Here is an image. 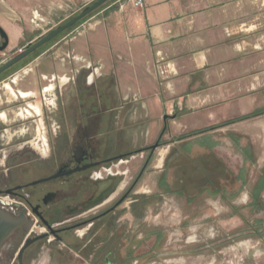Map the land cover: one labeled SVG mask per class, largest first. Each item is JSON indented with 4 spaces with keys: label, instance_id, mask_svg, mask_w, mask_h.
I'll return each mask as SVG.
<instances>
[{
    "label": "crops",
    "instance_id": "0c3cea01",
    "mask_svg": "<svg viewBox=\"0 0 264 264\" xmlns=\"http://www.w3.org/2000/svg\"><path fill=\"white\" fill-rule=\"evenodd\" d=\"M85 1L0 0L6 51L25 49L42 36L31 35L27 43H19L26 31L11 8L22 15L37 2L49 13L76 2L82 3L80 8L92 0ZM3 54L0 64L8 60ZM32 54L0 76V124L5 126L16 103L15 115L41 117L45 100L52 116L65 125L54 120L49 132L39 126L29 141L41 148L47 143L72 146L82 136L102 140L103 146L113 139L116 149L127 151L152 144L164 128V137L190 134L264 109V0H144L142 8H134L130 0H109ZM13 136L9 133L0 143V167ZM211 153L227 169L217 172L211 161L199 157ZM171 154L198 158L189 172L195 180L225 177V188L204 192L192 206L186 205V216L190 207L203 217L226 216L217 224L203 220L199 237L219 230L235 232L240 216L251 214L252 198L264 192V112L169 142L152 161L143 189H159ZM233 175L238 176L237 189ZM168 207L163 203L161 211ZM160 214L156 216L162 221ZM253 237L241 238L233 251L251 244L248 252L264 256V230ZM204 255L179 264H205ZM255 263L260 264L256 258Z\"/></svg>",
    "mask_w": 264,
    "mask_h": 264
},
{
    "label": "flooded vegetation",
    "instance_id": "af4514ba",
    "mask_svg": "<svg viewBox=\"0 0 264 264\" xmlns=\"http://www.w3.org/2000/svg\"><path fill=\"white\" fill-rule=\"evenodd\" d=\"M165 131L152 144L127 151L116 149L113 139L103 146L102 140L82 136L72 146L47 143L42 149L27 139L13 152L5 147L0 207L17 222L0 241V264H179L201 253L212 264H233V245L264 230V192L252 198L251 214L240 216L239 230L200 238L204 221L217 224L226 216L203 217L194 207L186 216V205L225 188V177L195 180L189 172L198 158L171 154L159 189H143L154 152L195 133L165 140ZM199 157L215 171L227 169L212 153ZM133 163H138L134 170ZM232 181L237 189L238 176ZM255 258L264 263V256L248 252L243 264H257Z\"/></svg>",
    "mask_w": 264,
    "mask_h": 264
},
{
    "label": "rangeland",
    "instance_id": "374dc122",
    "mask_svg": "<svg viewBox=\"0 0 264 264\" xmlns=\"http://www.w3.org/2000/svg\"><path fill=\"white\" fill-rule=\"evenodd\" d=\"M88 1H91V0H86L85 3H87ZM81 4L82 3H80V2H76L70 8L64 6V7H62V9H58V8L50 9V12L48 13L47 12L48 7L43 8V6H42V9H41V6L39 4H37V2L36 3L34 2V4L27 7V9H26L27 12H23L22 15L16 9L11 8L16 13V16L19 18V20H17L18 23L26 31V34H24V36L19 41V43L20 42H22L23 44L27 43L30 39L28 37H30L31 35H35V36L36 35H43L48 30H50L51 28L57 26L58 24H61L65 19H67L71 15V14L69 15L70 12H72V11L79 12L82 8V7L79 8V6ZM88 4H89V2H88ZM35 11H38L39 15H35ZM94 11H92V12H94ZM21 13H22V11H21ZM62 18H64V19H62ZM60 19H62V20H60ZM77 25L64 30L63 32L58 34L55 38L62 36L66 32L75 28ZM53 40H54V38L51 39L49 42L40 46L38 49H36L33 52L34 54H32L31 56L35 55L36 53H38L41 50L48 47L51 44V42H53ZM11 43H13V42L10 41L9 45H11ZM19 49H21V48H18L17 50H13V51L12 50L6 51V49H5L4 51H2V52H4V54L2 55V59L4 60V59L11 58L14 54L19 52ZM46 99H47V101H49L50 97L47 96ZM42 103H43V113H42L41 117H31V116L30 117H24V115L22 117H19V115L18 116L15 115V112H17V105H19V103L12 104V106L10 108L11 110L7 114L8 115L7 116L8 121L5 123V126L1 125L2 127H5V129H7V132L5 133L2 131L4 134H3V137H0V143H2V142L4 143L6 141V137L9 136V133L14 134V136L10 139V141H8L9 144L5 146L7 148L8 152H13L12 148H13L14 144H16L20 141L27 140V139L32 140L35 136H37L36 129L39 126L41 128H43L42 129L43 131L49 132L54 120L57 122L56 124L59 123V125L61 127H63L65 125L64 122H62V118L59 117V119L56 120L57 119L56 116H55V118H54V116H52V114L50 113L52 110V108L50 107V104L45 103V100H43ZM21 105H23V103ZM74 121L76 123L77 120H74ZM169 138H171V137H169V136L164 137L165 140H167ZM162 147L163 146H161L159 149H157L154 152V155H153L154 159L158 158V153L160 152ZM137 165H138V163L137 164L133 163V165H132L133 169L132 170H134V168H136ZM223 233L225 234V233H230V232L223 231ZM210 236L211 235H209V233H208V237H206V238H209ZM242 239H245V238H242ZM242 239L238 240V241H242ZM250 246H251V244H246V245L243 244L240 247L235 246V249H234L235 257L232 258L233 259L232 263L233 264H243L244 263L243 261H245V252L248 253V251L250 250L249 249ZM204 257H206V256L204 255ZM203 261L205 264H207V262H208V264H212L211 259H209V258H206V260L203 259ZM155 264H163V263L160 260H157L155 262Z\"/></svg>",
    "mask_w": 264,
    "mask_h": 264
},
{
    "label": "water",
    "instance_id": "95a60500",
    "mask_svg": "<svg viewBox=\"0 0 264 264\" xmlns=\"http://www.w3.org/2000/svg\"><path fill=\"white\" fill-rule=\"evenodd\" d=\"M109 0H94L90 4H86L81 8V10L75 14L72 18L67 20L64 23L58 24L57 26L48 30L45 34L40 36L33 43L28 45L25 49L19 51L14 54L11 58L0 64V76L1 74L24 59L26 56L33 53L36 49H38L43 44L49 42L51 39L55 38L58 34L63 32L64 30L74 26L81 19L89 15L92 11L103 5ZM0 39L2 40L0 43V52L4 51L8 45V36L3 28L0 26ZM157 144H155L152 148L155 149ZM16 219L10 216L4 209L0 207V241L2 238L9 232V230L15 225Z\"/></svg>",
    "mask_w": 264,
    "mask_h": 264
},
{
    "label": "trees",
    "instance_id": "16d2710c",
    "mask_svg": "<svg viewBox=\"0 0 264 264\" xmlns=\"http://www.w3.org/2000/svg\"><path fill=\"white\" fill-rule=\"evenodd\" d=\"M94 0H92L90 3H92ZM89 3V4H90ZM99 8V7H98ZM97 8V9H98ZM96 10V9H95ZM78 12H75V13H73V14H71L67 19H65L62 23H64V22H66L67 20H69L70 18H72L75 14H77ZM89 16V15H88ZM88 16H86V17H84L83 19H81L79 22H77L75 25H77V24H79L80 22H82L85 18H87ZM74 25V26H75ZM73 27V26H72ZM71 28V27H70ZM56 38H54V40H55ZM53 40V41H54ZM264 112V109L263 110H256V111H254V112H252V113H250V114H248V115H245V116H243V117H241V118H237V119H234V120H230V121H227V122H225V123H223V124H219V125H217V126H212V127H209V128H206V129H204V130H202V131H198V132H195L194 134H196V133H200V132H203V131H207V130H210V129H213V128H215V127H219V126H221V125H224V124H227V123H231V122H235V121H239V120H244V119H248V118H251V117H254V116H256V115H259V114H261V113H263ZM193 135V134H192ZM182 137H187V136H182ZM182 137H180V138H182ZM180 138H178V139H180Z\"/></svg>",
    "mask_w": 264,
    "mask_h": 264
},
{
    "label": "built area",
    "instance_id": "2783aa9c",
    "mask_svg": "<svg viewBox=\"0 0 264 264\" xmlns=\"http://www.w3.org/2000/svg\"><path fill=\"white\" fill-rule=\"evenodd\" d=\"M134 8H142L144 6V0H130ZM21 51V49H19Z\"/></svg>",
    "mask_w": 264,
    "mask_h": 264
},
{
    "label": "bare ground",
    "instance_id": "6f19581e",
    "mask_svg": "<svg viewBox=\"0 0 264 264\" xmlns=\"http://www.w3.org/2000/svg\"><path fill=\"white\" fill-rule=\"evenodd\" d=\"M18 115H19V114H18ZM38 148H39V147H38V146H36V149H37V150H38Z\"/></svg>",
    "mask_w": 264,
    "mask_h": 264
}]
</instances>
